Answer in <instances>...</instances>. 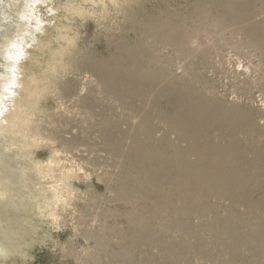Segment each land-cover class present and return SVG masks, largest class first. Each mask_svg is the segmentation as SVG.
I'll use <instances>...</instances> for the list:
<instances>
[{
  "label": "rangeland",
  "instance_id": "rangeland-1",
  "mask_svg": "<svg viewBox=\"0 0 264 264\" xmlns=\"http://www.w3.org/2000/svg\"><path fill=\"white\" fill-rule=\"evenodd\" d=\"M155 1L36 0L32 6L34 15L28 21H20L18 12L25 9V0H0L1 7L4 6V14L0 15V49L12 40L17 56L7 68L0 55V75L5 78L0 81V264H118L113 256L119 250L133 264H240L219 244L218 240L224 241L225 237L216 220L229 218L228 213L235 217L256 215L255 210H246V203L233 204L225 196L207 197L203 203L208 209L202 217H174V221L189 229L184 235L172 225L160 228L158 220L163 211L156 214L149 202L154 200L152 193L137 194L138 199L130 200L133 196L130 193L141 189L137 181H116L121 179V170L134 176L121 155H129L127 138L135 135L136 128L144 122L141 114L128 116L124 106L143 108L156 128L155 137L159 139L165 134L174 141L176 133L168 129L157 112L158 109L163 113L169 111L173 98L159 99L157 110L150 107L155 98L153 91L148 92L149 98L146 97L144 104L134 98L119 101L104 93L88 74L77 72L67 64L59 69L62 54L69 55L72 51L69 56L74 61L80 59L82 43L99 57L105 56V42L125 30L129 13L137 15V8L157 11L162 5H154ZM190 34L201 46L209 43L202 32ZM122 36L127 41L136 38L132 34ZM147 40L144 39L149 44L154 42ZM68 41L71 48L67 46ZM155 41L157 52L168 55L174 62L175 55ZM246 54L245 49L224 38L211 53L221 73L208 70L206 75L217 87L216 97L237 96L243 103L246 97H251V115L259 121L264 118V93L251 85L243 87L233 77L234 68L240 66L243 70L248 65ZM18 64L20 68L16 71ZM252 64L258 65L256 61ZM173 73L178 76L175 70ZM0 80L3 79L0 77ZM69 81L76 82L75 97H68L66 93ZM34 92L39 95H33ZM77 95L84 97L90 107L81 104ZM31 131L34 136H30ZM113 143L122 144L123 148L114 151ZM188 145L182 143L180 148L184 151ZM194 147L202 150L204 145ZM261 147L264 150V142ZM159 150L166 156L171 154L167 149ZM260 169L264 170V166ZM123 188L127 196L119 201L116 195ZM170 189L163 191L166 197L179 194ZM247 196V203H253L264 196V191ZM179 209L187 211L188 206ZM173 210H165L170 219L174 216ZM127 218L136 222L143 220L145 224L132 227ZM236 225L234 228L240 231ZM144 232L155 236V241L148 243L136 237ZM94 234L103 237L106 254L96 249L90 239ZM133 235L132 241L129 237ZM233 249L245 259L244 264L264 261V256H251L245 246Z\"/></svg>",
  "mask_w": 264,
  "mask_h": 264
},
{
  "label": "bare ground",
  "instance_id": "bare-ground-1",
  "mask_svg": "<svg viewBox=\"0 0 264 264\" xmlns=\"http://www.w3.org/2000/svg\"><path fill=\"white\" fill-rule=\"evenodd\" d=\"M167 1L156 0L154 5H162L157 7V11L151 9L152 11L147 12L137 8V15L135 12L129 13L130 19L125 30L120 31V36H112L105 42V56L99 57L87 44L82 43L80 59L74 61L69 56L72 51L69 55L62 54L59 69H64L67 64L77 72L88 74L95 79L104 93L119 101L134 98L144 104L149 98L148 92L153 91L155 98L153 101L150 99V107L156 109L159 99L173 98L174 103L169 105V111L163 113L159 109L156 110L159 112L158 116L168 125V129L176 133L174 141H170L165 134L159 139L155 137L153 130L156 128L151 125V119L148 114H144L143 108L139 109L132 104L124 106L128 116L141 114L144 122L136 128L135 135L129 134L127 138L130 147L128 158L121 155L129 164L134 176H129L121 170V179L116 181H137L141 189L131 192L130 195L133 196L130 200L138 199L137 194L152 193L154 200L149 202L156 214L159 215V212L163 211L158 220L160 228L165 229L172 225L184 235L189 233V229L174 221V217H202L208 209L203 203L207 197L225 196L233 204L246 203V210H255L256 215L249 213L235 217L228 213L226 217L229 218L216 220L225 237L224 241L218 240L219 244L224 246L227 255L244 264L245 259L233 247L245 246L251 256H264V196L257 198L253 203H247L248 194L264 191V170H259L264 166V150L261 147V142H264V118L256 121L251 115V97H246L247 101L244 103L242 98L237 96L231 99L225 96L216 97L217 87L213 81L208 80L206 73L208 70L221 73L215 65L217 59L213 60L211 53L227 37L229 42L245 49L246 59L249 58L248 65L243 70L240 66L234 68L233 77L239 79L243 87L251 85L264 93V0ZM35 2L36 0H25V9L21 12L17 10L20 21H28L34 15L32 6ZM30 3L32 5H29ZM3 7L0 5V15L4 14ZM191 31L202 32L209 43L201 46L197 41H193ZM129 34L134 38L136 36L135 40L132 38L127 41L128 38L122 36ZM144 39L154 42L149 44ZM155 40L160 42L161 48L175 55L174 62L168 55H160L157 52ZM66 43L71 48L70 41ZM14 47V41L11 40L0 49L1 58L7 63V68L17 57ZM214 54L215 57H220L219 54ZM253 61L258 63L257 67L253 66ZM228 63L230 64V61ZM19 68L20 64L17 65L16 71ZM174 70L178 76H175ZM1 75L2 82L5 78ZM75 83L69 81L66 91L68 97L76 96L78 88ZM33 95L39 94L34 92ZM78 99L81 104L87 102L84 97L78 96ZM84 106L90 107L89 103ZM17 122L19 120L15 123ZM30 133V136H34L32 131ZM182 143L189 144L184 151L180 148ZM195 144H203L204 148L197 150ZM112 148L117 151L123 147L122 144L113 143ZM162 148L171 154L166 156L160 152L159 149ZM167 187L171 188L168 191L179 194L166 197L163 191H166ZM125 188L117 192L119 201H124L127 196ZM186 204L187 211L179 209ZM171 208H174V216L170 219L165 210ZM127 219L132 227L145 224L143 220L136 222L131 218ZM235 224L239 226L240 231L234 228ZM110 229L104 230L111 232ZM137 235L136 237L148 243L156 238L145 232ZM90 236L96 249L100 253L104 252L103 237L99 234ZM129 239L135 240L134 235ZM119 251V254L113 256L118 264H133L123 250ZM259 264H264V261Z\"/></svg>",
  "mask_w": 264,
  "mask_h": 264
}]
</instances>
